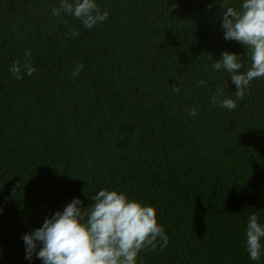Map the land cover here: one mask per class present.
Wrapping results in <instances>:
<instances>
[{
    "label": "trees",
    "instance_id": "16d2710c",
    "mask_svg": "<svg viewBox=\"0 0 264 264\" xmlns=\"http://www.w3.org/2000/svg\"><path fill=\"white\" fill-rule=\"evenodd\" d=\"M97 3L88 29L59 0H0V264H29L21 233L102 188L156 209L169 243L137 264H264L245 244L248 217L264 223V77L233 110L213 102L236 91L215 59L246 60L222 0ZM14 61L37 71L17 80Z\"/></svg>",
    "mask_w": 264,
    "mask_h": 264
},
{
    "label": "clouds",
    "instance_id": "9594fccd",
    "mask_svg": "<svg viewBox=\"0 0 264 264\" xmlns=\"http://www.w3.org/2000/svg\"><path fill=\"white\" fill-rule=\"evenodd\" d=\"M220 6L224 8L220 23L224 39L246 46V60L239 53L225 50L213 64L214 70L226 72L236 86L235 99L220 100L223 89H219L213 102L233 110L250 90L251 82L264 77V0H240L239 8L222 0ZM61 12L80 20L88 29L109 15L107 10L101 11L97 0H59V7L53 8L52 13L60 16ZM72 34L78 36L79 32L73 30ZM24 55L27 61L31 50H25ZM242 67L245 70L240 72ZM82 68V64H77L72 76H78ZM36 71L30 62L14 61L10 67L17 80ZM175 90L180 91L178 86ZM190 114L196 115V109ZM91 199L92 203L84 206L74 197L62 210L45 216L40 227L21 233L29 264L33 258L41 264H137L140 251L149 246L155 248L158 240L162 241L161 248L167 247L169 239L158 223L154 206L117 189L102 188ZM245 236L249 258L259 261L264 256V223L256 213L248 217Z\"/></svg>",
    "mask_w": 264,
    "mask_h": 264
}]
</instances>
